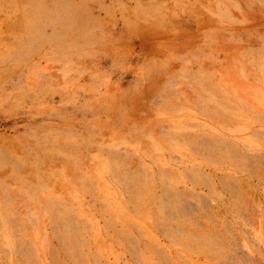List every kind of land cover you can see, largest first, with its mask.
<instances>
[{
	"label": "rangeland",
	"instance_id": "374dc122",
	"mask_svg": "<svg viewBox=\"0 0 264 264\" xmlns=\"http://www.w3.org/2000/svg\"><path fill=\"white\" fill-rule=\"evenodd\" d=\"M0 264H264V0H0Z\"/></svg>",
	"mask_w": 264,
	"mask_h": 264
}]
</instances>
